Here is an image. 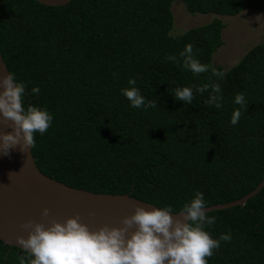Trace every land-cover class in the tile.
<instances>
[{
  "label": "trees",
  "instance_id": "16d2710c",
  "mask_svg": "<svg viewBox=\"0 0 264 264\" xmlns=\"http://www.w3.org/2000/svg\"><path fill=\"white\" fill-rule=\"evenodd\" d=\"M176 1L191 15L264 12V0H73L64 7L0 0V51L9 72L27 84L24 107L54 116L32 149L44 175L176 212L196 191L211 207L240 200L264 181V44L225 72L214 63L225 24L215 19L173 38ZM189 44L201 63L225 73L222 80L183 68L179 54ZM132 78L157 108L130 106L121 89ZM213 83L224 97L220 109L205 103L210 89L196 93L192 104L174 97L177 87ZM239 93L248 107L233 126ZM208 215L216 217L205 229L212 238L232 236L208 264H264V189L244 207ZM20 255L0 240V264H19Z\"/></svg>",
  "mask_w": 264,
  "mask_h": 264
},
{
  "label": "clouds",
  "instance_id": "9594fccd",
  "mask_svg": "<svg viewBox=\"0 0 264 264\" xmlns=\"http://www.w3.org/2000/svg\"><path fill=\"white\" fill-rule=\"evenodd\" d=\"M179 57L183 68L193 77L209 71L217 80H222L225 75L211 64L201 63L191 44L186 45ZM166 60L174 64L181 62L175 55L167 56ZM118 75L113 73L114 78ZM128 84L130 87L121 89V92L132 108H157L155 100H146L141 94L135 78L129 79ZM0 89H3L0 91V126L13 130L11 133L0 132V152L8 155L9 150L17 146L21 152L34 149L36 134H46L54 116L39 107L25 109L23 98L27 84L18 81L15 73L0 79ZM209 89L205 103L222 108L224 97L219 83L177 87L174 97L185 104H192L196 93L203 95ZM39 91V87L32 88L33 95ZM234 102L239 108L232 114L233 126L237 125L248 107L244 93L237 94ZM14 174H9L10 180ZM207 207L204 194L196 191L179 212L171 206L151 211L136 207L133 215L120 221V227L104 225L94 231L80 222L79 215L63 223L49 219V210L45 208L41 213L43 222L28 220L21 225L28 236L27 239L16 238L24 253L17 259L19 264H208L207 258L213 256L221 242H230L232 236L229 231L214 239L205 230L216 223V217L204 211ZM173 213L182 219H174Z\"/></svg>",
  "mask_w": 264,
  "mask_h": 264
},
{
  "label": "water",
  "instance_id": "95a60500",
  "mask_svg": "<svg viewBox=\"0 0 264 264\" xmlns=\"http://www.w3.org/2000/svg\"><path fill=\"white\" fill-rule=\"evenodd\" d=\"M34 1L48 7H64L73 0ZM9 73L0 51V79ZM12 131L11 128L0 126V132L11 133ZM10 173H16L11 180ZM263 189L264 181L244 198L229 204L207 207L204 211L208 214L244 207ZM136 207H142L148 211L158 208L130 195L96 194L57 182L39 170L32 149L21 152L17 146L10 149L8 155L0 152V240L10 247L22 248L16 243V238L27 239L28 233L21 228V225L28 220L43 222L41 213L45 208L49 210V219L63 223L79 215L80 222L94 231L104 225L120 227V221L126 216L133 215ZM91 213L94 215H90ZM172 215L174 219H182L175 213Z\"/></svg>",
  "mask_w": 264,
  "mask_h": 264
},
{
  "label": "rangeland",
  "instance_id": "374dc122",
  "mask_svg": "<svg viewBox=\"0 0 264 264\" xmlns=\"http://www.w3.org/2000/svg\"><path fill=\"white\" fill-rule=\"evenodd\" d=\"M174 27L170 33L178 38L193 28L205 26L215 19L225 24L223 47L215 55L214 63L225 72L235 67L254 47L264 44V12L247 10L237 17H221L213 14L191 15L181 1L173 4Z\"/></svg>",
  "mask_w": 264,
  "mask_h": 264
}]
</instances>
